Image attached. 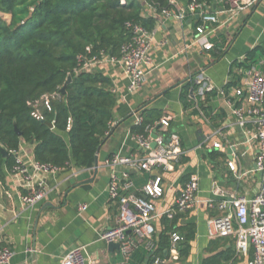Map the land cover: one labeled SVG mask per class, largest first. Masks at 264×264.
I'll return each mask as SVG.
<instances>
[{
    "label": "crops",
    "instance_id": "1",
    "mask_svg": "<svg viewBox=\"0 0 264 264\" xmlns=\"http://www.w3.org/2000/svg\"><path fill=\"white\" fill-rule=\"evenodd\" d=\"M175 10L170 15L158 14L150 4L144 5L145 16L157 19L151 34L153 65L144 85L136 92H128L129 78L120 65L107 60L94 63L90 69L109 77L114 83L116 106L113 112V130L106 137L98 154V168L36 172L46 188L45 197L33 206L22 202L26 189L22 178L8 170L0 177V244L13 252L10 264H61L65 256L76 248H83L86 264H128L120 248H111L101 235L116 225L118 203L110 198L108 188L112 169L105 166L115 154L137 155L139 146L131 128L139 113L148 108L161 110L172 122L171 132L181 138L186 155L174 172L164 174V196L155 201L158 210L174 206L186 177L199 179V200L225 198L215 196L214 184L226 193L253 197L260 190V173L256 171L254 157L257 149L250 134L236 126L223 96L209 94L207 107L214 113L205 120L196 108V102L185 96L193 79L203 73L217 89L225 87L237 73L234 62H242L246 54L264 43V0H254L236 14L222 0L213 3L208 11L218 14L219 22L211 38L214 48L206 51L196 43L199 14L189 9V0H172ZM200 99V98H199ZM203 101H199L201 108ZM221 142L222 149L213 148ZM34 145L23 142L18 158L33 171ZM222 155V156H221ZM236 163L244 171L242 180L228 168ZM118 167L117 172L124 171ZM133 191L141 194L152 174L130 170ZM86 205V210L80 207ZM179 225H193L196 237L191 243L188 258L180 259L179 248L165 250L158 264H203L213 242L212 252L229 247L236 251L234 237L212 240L208 237L207 222L220 212L210 211L200 203L190 212L179 214ZM158 238L165 230L163 220L155 222ZM154 238V239H155ZM222 240V241H220ZM148 248L152 254L155 246ZM216 251V253H217ZM237 252V251H236ZM239 259L248 260L237 253ZM132 257V256H131ZM131 260V258H130ZM129 260V261H130ZM248 262V261H247ZM148 263V259L144 264Z\"/></svg>",
    "mask_w": 264,
    "mask_h": 264
},
{
    "label": "trees",
    "instance_id": "2",
    "mask_svg": "<svg viewBox=\"0 0 264 264\" xmlns=\"http://www.w3.org/2000/svg\"><path fill=\"white\" fill-rule=\"evenodd\" d=\"M217 1L197 0L206 8ZM146 3L158 14L175 10L172 0H0V177L16 166L23 142L34 145L36 163L61 170L94 167L113 130L117 100L113 81L98 71L86 70L85 65L107 56L119 57L133 40L130 26L154 31L158 21L145 16ZM263 60L264 43L233 66L243 71ZM234 75L227 89L239 85L241 75ZM191 88L192 84L185 96ZM209 99L207 95L201 109L213 119L206 104ZM139 116L142 121L132 126L133 135L161 132L165 117L161 110L144 109ZM189 179L186 177L185 183ZM179 218H164L166 228L154 239L155 252L140 244L128 264H144L147 259V264H154L165 257L175 232L184 237L179 245L180 259L188 258L195 227L178 226ZM215 243L203 264H248L249 259H239L232 247L213 254Z\"/></svg>",
    "mask_w": 264,
    "mask_h": 264
},
{
    "label": "built area",
    "instance_id": "3",
    "mask_svg": "<svg viewBox=\"0 0 264 264\" xmlns=\"http://www.w3.org/2000/svg\"><path fill=\"white\" fill-rule=\"evenodd\" d=\"M222 1L230 6V12L236 14L244 11L254 2V0ZM189 9L193 14L200 16V23L196 28V43L206 51L212 50L214 44L211 38L216 31L215 25L219 22L218 14L209 12L208 8L197 0L189 1ZM164 14L170 15L171 11H164ZM130 27L133 40L122 48L119 57L107 56L101 60H92L85 65V69L91 71L90 67L94 63L103 60L120 65L129 78L128 92L132 94L144 85L154 61L151 55L152 33L142 26ZM237 74L241 75L238 86L227 89L226 86L229 85L227 84L217 89L211 79L201 73L193 79L189 97L196 102V108L205 120L208 119L205 118L199 101H205L207 95L215 92L225 98L226 105L234 117V124L250 134L257 149L254 161L256 171L261 176L259 192L253 197L236 193L228 194L214 184L215 196L225 199L199 200V179L196 175H192L180 190L174 206L162 211L158 210L155 201L164 196V174L174 172L186 155L180 136L171 132V118L164 117L161 121V132H152L147 136L132 134L139 146L137 155L115 154L105 162V166L113 170L108 192L110 198L118 203L119 211L116 225L103 233L100 238L109 244H119L125 263L129 262L133 252L141 243L146 242L148 248H152L156 221L164 218L172 220L177 215L190 212L198 204L203 203L210 211L220 212L219 216L211 217L207 222L208 237L212 240L234 237L237 253L247 257L248 264H264V60L246 70L237 69ZM44 104L50 109L48 99L44 100ZM141 121L138 115L135 124ZM213 148L222 149L223 145L221 142H214ZM236 162H228V168L235 173L238 180H242L245 173ZM118 167L125 169L119 173L116 170ZM130 170L152 174L141 194L133 191L134 182ZM58 171L61 169L36 162L32 171L18 158L11 173L22 178V186L27 190L22 196V202L27 206H33L46 195L45 185L43 181L37 179L36 172ZM86 208L87 206L83 205L80 210L84 211ZM170 239L174 251L184 241V237L177 232L172 233ZM12 257V250L0 244V264H10ZM159 261L156 259L154 264H158ZM61 264H86L84 249L76 248L70 251Z\"/></svg>",
    "mask_w": 264,
    "mask_h": 264
},
{
    "label": "water",
    "instance_id": "4",
    "mask_svg": "<svg viewBox=\"0 0 264 264\" xmlns=\"http://www.w3.org/2000/svg\"><path fill=\"white\" fill-rule=\"evenodd\" d=\"M70 80H71V78H69L68 81H70ZM18 133H19V132H18ZM19 135L21 136L20 133H19ZM153 137L155 138L156 135L154 134ZM153 147H155V143H153ZM2 151H3L4 155L6 156V155H7L6 151L3 150V149H2ZM95 167L98 168V158H97V157H96V160H95ZM109 245H110L111 248H115V247H116V248H120V245L117 244V243H110Z\"/></svg>",
    "mask_w": 264,
    "mask_h": 264
}]
</instances>
